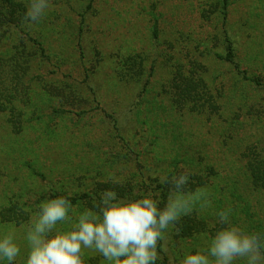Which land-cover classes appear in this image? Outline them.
Wrapping results in <instances>:
<instances>
[{"label": "rangeland", "instance_id": "374dc122", "mask_svg": "<svg viewBox=\"0 0 264 264\" xmlns=\"http://www.w3.org/2000/svg\"><path fill=\"white\" fill-rule=\"evenodd\" d=\"M18 2L24 8L1 29L0 57H12L8 71L29 67L16 96L23 115L13 121L25 128L16 133L10 115L0 118L1 207L38 209L41 195L28 200L45 189L36 172L69 193L84 189L81 179L123 181L142 170L156 187L183 172L189 192L202 188L211 203L178 220L202 232L180 239L176 224L169 230L167 264L206 246L228 207L232 224L264 232V188L249 186L245 172L264 145V0H230L226 15L219 0H49L34 24L23 21L29 0ZM228 35L247 78L219 56ZM16 76L6 85L18 87ZM30 219L0 221L21 243L16 264ZM85 260L104 264L90 250Z\"/></svg>", "mask_w": 264, "mask_h": 264}, {"label": "clouds", "instance_id": "9594fccd", "mask_svg": "<svg viewBox=\"0 0 264 264\" xmlns=\"http://www.w3.org/2000/svg\"><path fill=\"white\" fill-rule=\"evenodd\" d=\"M48 8L49 0H29L23 21L38 23ZM161 181L171 186L163 203L159 192L121 199L113 190L100 192L99 211L74 212L71 193L42 201L24 229L23 264H86V250L102 256L104 264H157L169 230L194 204L206 208L211 203L202 188L186 192L188 174L166 175ZM232 211L219 210L216 222L222 227L206 246L185 252L178 264H264V232L232 224ZM21 255L16 230L0 229V264H16Z\"/></svg>", "mask_w": 264, "mask_h": 264}, {"label": "trees", "instance_id": "16d2710c", "mask_svg": "<svg viewBox=\"0 0 264 264\" xmlns=\"http://www.w3.org/2000/svg\"><path fill=\"white\" fill-rule=\"evenodd\" d=\"M230 0H219V8L221 9V13H225L229 7ZM17 7H23L18 0H0V38L2 36L1 29L6 23L13 22L14 20L9 17L13 9ZM24 8V7H23ZM224 46V54L219 55L223 58L225 62H227L232 69L236 70L237 74L244 76L247 78L245 74V70L241 69L240 64L237 59L236 49L234 45V40L229 35L226 37ZM12 57L3 58L0 57V118L6 115H10L9 121L13 125V130L16 133H21L25 126L22 124L13 123L15 120H20V117L23 115V112L20 111L16 105V96L20 94V86H26L25 81L26 77L29 73V67L23 68L21 65H17L16 70L13 69L12 71H8L4 65L11 61ZM13 71L16 72V79L18 87L14 85H6L9 78L11 77V81L13 79ZM185 78L188 79L186 82V89L187 91H191V75L185 74ZM25 80V81H24ZM256 84H261L260 81L255 80ZM189 85V86H188ZM209 90V89H208ZM210 91V90H209ZM65 112V111H64ZM108 116L112 117V115L108 114ZM116 127V126H115ZM117 128V127H116ZM41 136V134H40ZM39 138V136H38ZM262 150L254 151L252 153V157L250 160L248 159V163L246 164L247 178L249 180V186L255 189L264 188V145L261 146ZM38 177H41L39 183L45 189L36 193L28 200L31 201L32 204H35L36 199H38L41 195L42 200H46L52 198L54 196H68L69 192L65 190H58L54 188L55 182L48 181L47 177L44 175L43 172H36ZM173 174H169L171 176ZM114 179H99L98 177L90 178L89 180L85 181L81 179L80 184L84 186L82 191H78L75 193H71L69 198L72 200L73 206H80L81 210L83 211L85 208H92L93 210L99 211L100 207V192L105 190H113L117 193L118 198L121 199H133L138 198V193H147L149 191L155 193L158 190L164 192L161 197L162 203L166 202L167 194H170V185L167 183H159L156 187L151 186L146 178L142 170L138 171L137 174L132 175V177L124 179L123 181H119V183H113ZM52 187V188H51ZM193 185L191 187H186V192L191 191ZM195 190V189H194ZM34 197L36 198L35 201L33 200ZM29 207V206H28ZM31 208V207H30ZM38 211V209L34 208L32 210L27 209L25 205H21L20 203H10L8 206L1 207L0 206V221L2 223L7 222H14V223H23L30 219L31 213ZM181 220V219H180ZM194 223H187L184 227L181 225L179 226V221L176 223V230H177V238L186 239L193 237L195 234H198L203 231V229L199 228ZM179 228L182 231H179ZM165 248V242H164ZM162 262L164 264L168 263L169 255L164 251L160 253ZM167 262V263H166Z\"/></svg>", "mask_w": 264, "mask_h": 264}]
</instances>
